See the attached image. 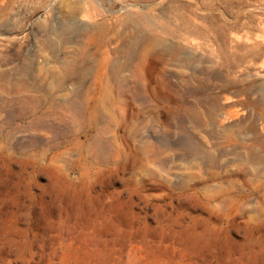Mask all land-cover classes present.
Returning <instances> with one entry per match:
<instances>
[{
	"label": "rangeland",
	"instance_id": "rangeland-1",
	"mask_svg": "<svg viewBox=\"0 0 264 264\" xmlns=\"http://www.w3.org/2000/svg\"><path fill=\"white\" fill-rule=\"evenodd\" d=\"M0 264H264V0H0Z\"/></svg>",
	"mask_w": 264,
	"mask_h": 264
},
{
	"label": "bare ground",
	"instance_id": "bare-ground-1",
	"mask_svg": "<svg viewBox=\"0 0 264 264\" xmlns=\"http://www.w3.org/2000/svg\"><path fill=\"white\" fill-rule=\"evenodd\" d=\"M245 170V169H244Z\"/></svg>",
	"mask_w": 264,
	"mask_h": 264
}]
</instances>
